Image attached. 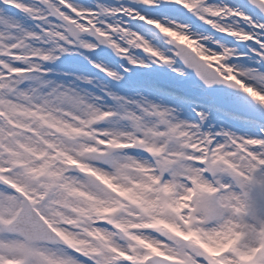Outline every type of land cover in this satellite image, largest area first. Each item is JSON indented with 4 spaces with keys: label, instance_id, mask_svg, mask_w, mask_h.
I'll list each match as a JSON object with an SVG mask.
<instances>
[{
    "label": "rangeland",
    "instance_id": "obj_1",
    "mask_svg": "<svg viewBox=\"0 0 264 264\" xmlns=\"http://www.w3.org/2000/svg\"><path fill=\"white\" fill-rule=\"evenodd\" d=\"M36 3L37 0H22L21 12L0 10V112L5 111L13 119L10 124L0 117V174L25 188L51 224L69 233L75 245L88 253L96 252L92 264H144L143 256L149 249L180 257L176 264H196L194 257L212 260L210 249L224 246L230 237L241 233L245 238L230 250L228 261L254 264L245 258L254 245L264 243V235H257L259 227L264 226V168L259 167V154L248 149L262 142L229 136L227 141L212 146L207 133L193 130L195 126L188 122L192 120L188 104L182 105L181 115L175 118L166 115L155 102L145 108L144 114L142 104L134 102L136 89L117 85L120 93L109 91L103 81L93 82L90 77H76V97L62 93L70 85L59 70L71 63L54 65L60 55L56 40L63 33L49 34L45 42L30 36L29 29L23 26L21 17L28 18L25 12L32 16L37 11ZM7 28H11L8 35ZM21 52L23 59L18 57ZM10 53L17 56L10 57ZM29 53H35L37 58L28 60ZM38 55H48L47 63L53 68H44ZM23 67L38 72L12 73ZM132 78L143 82L141 92L171 98L173 93H180L167 92L166 85L197 92V99L190 98L193 103H210L209 97L199 95L204 93L199 88L178 84L162 65L153 66L150 72L134 73ZM90 83L91 88L85 87ZM251 86L245 84L252 94L264 96ZM184 92L181 93L188 97ZM124 105L127 106L123 108ZM130 106L142 118H136L137 111L130 110ZM108 112L114 115H105ZM212 123L237 135L251 136L256 132L255 127L223 113L214 112ZM113 137L125 143L135 140L136 144L122 150L110 144ZM55 151L93 165L107 177L106 182L96 180L84 169L71 168ZM40 171L46 173V178L37 177ZM215 188L221 189L217 195L211 192ZM193 189L198 191L190 201L188 193ZM121 190L128 194L129 203L118 199L116 194ZM44 191L48 198L43 197ZM21 202L18 195L0 185V261L12 257L24 258L26 264H76L67 258L69 253L76 254L65 246L28 244L5 231L4 221ZM105 209L111 210L114 221L132 230L133 239L94 225V219L102 217ZM160 218L166 220L168 230L148 227V223L155 225ZM183 221L191 223L199 243H185L174 235V229L183 234L187 230ZM178 224L181 225L177 227ZM207 236H213L216 242L206 245ZM121 255L135 257L128 260ZM258 260L264 263V252Z\"/></svg>",
    "mask_w": 264,
    "mask_h": 264
},
{
    "label": "snow or ice",
    "instance_id": "obj_2",
    "mask_svg": "<svg viewBox=\"0 0 264 264\" xmlns=\"http://www.w3.org/2000/svg\"><path fill=\"white\" fill-rule=\"evenodd\" d=\"M16 3L22 4V0H16ZM29 7L33 6L24 5V8ZM34 7L37 11L32 16L25 12L24 16L28 18L21 17L23 26L29 29L30 36L40 37L45 42L48 41L49 34L63 33L56 43L66 51L55 59L54 65L71 62L69 66L59 70L65 74L66 81L74 76L90 77L94 78L93 82L103 81L109 91L115 89L120 93L116 87L119 85L125 89H136L133 95L142 94L149 98L139 90L143 82L133 79V74L150 72L153 66L162 65L173 74V79L178 83L212 94L209 98L211 102L206 106L191 102L189 97L179 92L172 94L175 103L169 106L175 108L179 115L182 105L190 106L193 115L188 122L195 126L193 130L198 128L201 134L207 133L212 146L227 141L229 136L234 139L242 137L261 141L259 146L248 150L259 154L260 159L264 160V107L253 104L249 108L251 102L244 92L223 82L211 68L193 55L181 50L165 49L158 32V28L164 26L180 25L198 35L202 38L201 42L214 52L227 53L228 65L241 73L240 79L245 84L254 85L264 93V0H37ZM10 9H13V5L8 0H0V10ZM16 10L22 11L21 8ZM77 13H83L94 28L81 20ZM10 15L14 16L11 12ZM71 24L84 25L87 29L79 37L81 46L67 34V26ZM96 30L98 35L88 34ZM105 35L121 47H127L126 40L139 36L153 43L156 48L163 49V58L153 57L150 60L144 52L129 49L130 62L129 56H119L109 45L99 42L98 36ZM253 40L254 43L251 42ZM44 60V68H53L54 65L46 63L47 56ZM101 68L106 72H101ZM108 72L113 74L108 75ZM85 87L91 88L92 84ZM229 104H239L244 111H232L227 107ZM214 112L249 124L256 128V132L251 136L237 135L222 126H216L212 123ZM259 167L264 168V165ZM261 186H264V181H261ZM67 258L74 260L76 264H88L87 260H81L70 253ZM194 259L196 264H204L201 258Z\"/></svg>",
    "mask_w": 264,
    "mask_h": 264
},
{
    "label": "clouds",
    "instance_id": "obj_3",
    "mask_svg": "<svg viewBox=\"0 0 264 264\" xmlns=\"http://www.w3.org/2000/svg\"><path fill=\"white\" fill-rule=\"evenodd\" d=\"M67 34L72 37V40L77 43L78 46H81V41L79 37L82 33L87 30H83L82 26L79 24L68 25ZM94 28V26H93ZM158 32L162 42L165 45V49L168 51L181 50L190 55H193L197 60L205 64L207 67L215 73V75L225 83H230V77H236L239 80L241 73L236 72L232 67L227 63V53L226 52H214L211 48L205 46L201 42V37L198 35L187 31L180 25H171L158 28ZM89 35H98V30L96 32H89ZM99 42L101 44L109 45L115 54L119 56H129V49H142L146 54L148 59L152 60L153 57L156 59H162L163 49L156 48L153 43L148 42L146 39H143L139 36H136L134 39L126 40L127 47H121L116 44L115 41L109 36H98ZM60 55L66 51V49H59ZM129 61L131 57L129 56ZM101 71L106 72L105 69ZM108 75L113 73L108 72ZM243 81V80H242ZM251 86V84H246ZM253 87V86H251ZM258 89L257 87H253ZM216 240L213 236H207L205 239V244H213ZM199 243V241H197Z\"/></svg>",
    "mask_w": 264,
    "mask_h": 264
},
{
    "label": "bare ground",
    "instance_id": "obj_4",
    "mask_svg": "<svg viewBox=\"0 0 264 264\" xmlns=\"http://www.w3.org/2000/svg\"><path fill=\"white\" fill-rule=\"evenodd\" d=\"M149 2H150V0H149ZM5 18V17H4ZM3 18V19H4ZM3 23H5V22H3ZM7 24V23H6ZM11 31V28H7V35H8V33ZM21 53H24V52H21ZM76 77H78V76H74L72 79H70V80H68V84L70 85V86H66L65 88H67V89H64V90H62L61 92L62 93H66V94H69L68 96L69 97H76L77 95H78V92H79V89L78 88H76V87H74V86H76V83H75V81H76V79H78V78H76ZM72 80H74V82H72ZM145 95H148L149 96V98H147V97H145L144 95H142V94H136L135 95V98L134 99H136L134 102H140V104H142V107H141V111L144 113V114H146V111H145V108L150 104V103H157V105H159V106H161L162 108H163V110H164V113L166 114V115H168V114H170V116L172 115L174 118L175 117H178V111L175 109V108H173V107H171V106H169V105H172V104H174L175 103V101L171 98V97H169L168 95H166V94H164L163 96H158V95H156V96H154L153 94H148V93H145V92H143ZM126 99H128V98H126ZM254 100V99H253ZM256 100V99H255ZM257 100H258V98H257ZM260 100L261 101H263L264 102V98H260ZM140 104H139V106L137 107V108H139L140 107ZM127 105H124L123 106V108L124 107H126ZM131 107V109L130 110H132V111H137V109H134V107H132V106H130ZM122 108V109H123ZM133 108V109H132ZM181 108H182V106H181ZM124 110V112H127V109L125 108V109H123ZM131 111V112H132ZM133 113V112H132ZM134 115L136 116V118L137 117H139V118H142V114L140 113V112H135L134 113ZM178 123H180L181 121H177Z\"/></svg>",
    "mask_w": 264,
    "mask_h": 264
}]
</instances>
